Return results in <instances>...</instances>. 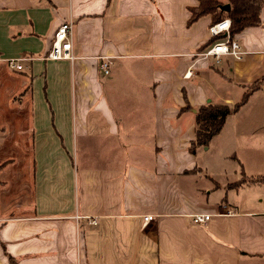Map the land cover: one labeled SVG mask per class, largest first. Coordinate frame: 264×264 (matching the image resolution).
I'll list each match as a JSON object with an SVG mask.
<instances>
[{"label": "crops", "instance_id": "1", "mask_svg": "<svg viewBox=\"0 0 264 264\" xmlns=\"http://www.w3.org/2000/svg\"><path fill=\"white\" fill-rule=\"evenodd\" d=\"M198 3L0 0V264H264V3L219 61ZM65 21L75 60H45Z\"/></svg>", "mask_w": 264, "mask_h": 264}, {"label": "trees", "instance_id": "2", "mask_svg": "<svg viewBox=\"0 0 264 264\" xmlns=\"http://www.w3.org/2000/svg\"><path fill=\"white\" fill-rule=\"evenodd\" d=\"M198 5L194 8H189L190 18L187 21V26L193 25L199 18L203 16H213L215 20L229 18L231 20L230 35L233 36L242 32L245 28L256 27L260 23V8L264 0H228L231 5L229 12H222L219 9V3L216 0H198ZM256 87L251 86L250 91L244 93L241 101L230 108L222 104H206L200 106L196 110V139L191 142L190 150L195 151L196 147L207 145L209 141L216 135L225 123L226 117L232 111L238 110L248 99L250 93ZM188 110L190 106L186 107ZM236 186L232 184L231 187Z\"/></svg>", "mask_w": 264, "mask_h": 264}, {"label": "built area", "instance_id": "3", "mask_svg": "<svg viewBox=\"0 0 264 264\" xmlns=\"http://www.w3.org/2000/svg\"><path fill=\"white\" fill-rule=\"evenodd\" d=\"M72 27L73 24L71 21H65L60 25L54 33V39L48 51V54L44 57L45 60L52 61H63L75 60L72 49ZM231 20L229 18L222 19L219 22L212 24L209 27V33L211 38H218V40L212 42V45L198 53L197 56L202 57L203 59H216L219 61L221 56H232L237 60L242 59V55L245 53L241 50L240 44L237 43L236 40L230 35L231 31ZM30 59L27 57H20L18 60H11L8 62V66L14 70H21L23 66L21 64L24 61H29ZM110 63L108 59H103L101 64V69L104 74L107 75L109 73ZM228 214H232V212H228ZM80 217H77V219ZM152 216L144 217V223H148L152 220ZM211 218L210 214H194L191 216V222L196 225L204 226L207 221ZM91 225H97V221L95 219L91 220Z\"/></svg>", "mask_w": 264, "mask_h": 264}, {"label": "water", "instance_id": "4", "mask_svg": "<svg viewBox=\"0 0 264 264\" xmlns=\"http://www.w3.org/2000/svg\"><path fill=\"white\" fill-rule=\"evenodd\" d=\"M219 9L222 11V12H229L231 10V5L229 3H226V5H220L219 6Z\"/></svg>", "mask_w": 264, "mask_h": 264}, {"label": "rangeland", "instance_id": "5", "mask_svg": "<svg viewBox=\"0 0 264 264\" xmlns=\"http://www.w3.org/2000/svg\"><path fill=\"white\" fill-rule=\"evenodd\" d=\"M216 1L219 3V6L226 5V3H228V0H221V1L216 0Z\"/></svg>", "mask_w": 264, "mask_h": 264}]
</instances>
